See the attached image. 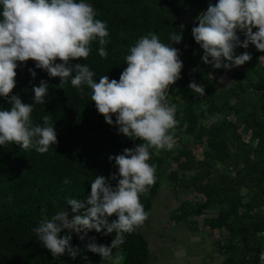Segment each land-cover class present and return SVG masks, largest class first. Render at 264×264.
I'll return each mask as SVG.
<instances>
[{"label": "trees", "instance_id": "16d2710c", "mask_svg": "<svg viewBox=\"0 0 264 264\" xmlns=\"http://www.w3.org/2000/svg\"><path fill=\"white\" fill-rule=\"evenodd\" d=\"M83 2L91 5L96 19L107 25L109 36L104 47L108 55L100 57L101 45L97 40L90 45L87 59L70 63L86 64L95 73L93 79L97 82L104 75L110 81H119L127 67L125 57L130 48L148 33L156 34L162 43L180 53L181 79L170 87L167 97L169 105L175 106L178 121L174 140L199 145L203 151L199 159L193 149L181 145L158 154L150 149L148 162L156 169V182L148 195L140 196L144 210L148 213L152 210L171 162L186 157L194 173L188 175L185 170L170 174L197 195V202L190 200L182 205V215L200 216L207 210H215L217 217L209 223L213 230L226 229L224 250L229 254L228 261L237 258L241 264H258L259 234L264 229V65L259 62L264 53L252 44L247 49L235 48V55L247 52L252 59L233 67L232 84L218 88L215 74H221L224 68L215 69L203 63V49L192 35V29L198 26L197 17L218 1ZM174 33L182 36L180 43L171 40ZM237 35L243 43L245 34L238 31ZM30 70L36 73L34 78ZM16 73V87L10 96H19L22 103L34 106L33 126H44L45 115L51 118L57 144L44 154L36 152L35 147L25 150L11 143L0 146V264H112L111 260H103L99 254L87 250L91 242L111 246L115 233L105 235L106 229L99 233L89 231L84 242L73 232L62 231L61 237L70 234L72 247L79 249L75 259L67 254L53 258L33 229L62 210L73 215L67 200L86 201L96 176H104L115 188L118 179L110 177L115 174L118 178V167L109 157L123 154L124 149H134L143 141L120 133L115 116L113 124H107L96 110L87 85L82 86L81 95L71 84L72 77L60 85V78L50 77L36 68L33 61L18 63ZM41 81L48 85V95L43 104H35L33 88L40 86ZM192 82L204 87V96L189 88ZM10 108L8 100L0 97V110ZM242 126L251 131L248 142L239 133ZM65 178L71 182L65 184ZM114 219L115 216L110 217L109 222ZM116 256L119 264H151L149 242L142 227L124 234V242L113 249V258Z\"/></svg>", "mask_w": 264, "mask_h": 264}, {"label": "clouds", "instance_id": "9594fccd", "mask_svg": "<svg viewBox=\"0 0 264 264\" xmlns=\"http://www.w3.org/2000/svg\"><path fill=\"white\" fill-rule=\"evenodd\" d=\"M0 9V97L11 105L10 110H0V146L11 143L25 150L35 147L36 152L44 154L57 144L51 118L45 115L44 126H33L34 106L22 103L19 96H10L16 87L18 63L28 61L35 62L36 68L50 77L60 78V85L72 77L71 84L81 95L82 86L87 85L91 100L106 123L112 125L115 116L120 133L143 141L134 149H124L123 154L109 157L118 167V178L115 174L110 177L118 179L115 188L104 176H96L86 201L67 200L73 214L71 219L62 210L33 229L53 258L67 254L72 259L77 257L79 249L72 247L70 234L61 237L62 231L83 233L79 238L84 240L89 231L99 233L106 229L105 235L115 233L111 246L91 242L87 250L119 264V256L113 258V249L124 242L125 233L131 234L142 227L149 216L140 196L148 195L156 182V169L148 162L150 149L158 154L175 145L173 132L178 121L175 106L168 104L167 97L170 87L181 79L180 53L162 43L156 34L148 33L130 48V54L125 57L127 67L119 81H110L104 75L97 82L93 79L95 73L86 64L70 63L87 59L90 45L97 40L101 45L100 57L107 58L104 47L109 36L107 25L96 19L97 13L91 5L83 0H0ZM197 20L192 35L203 49V63L215 69L230 70L252 59L247 52L235 55L237 47L247 49L252 44L264 53V0H218ZM238 31L246 36L243 43ZM181 39L175 33L171 36L173 43H180ZM259 59L264 62V56ZM30 72L34 78L36 73ZM189 88L200 96L205 94L204 87L195 82ZM33 92L35 104H43L48 85L41 81ZM63 182L71 181L65 178ZM113 216L116 219L109 222Z\"/></svg>", "mask_w": 264, "mask_h": 264}, {"label": "rangeland", "instance_id": "374dc122", "mask_svg": "<svg viewBox=\"0 0 264 264\" xmlns=\"http://www.w3.org/2000/svg\"><path fill=\"white\" fill-rule=\"evenodd\" d=\"M215 78L218 88L229 83L227 76L217 74ZM167 102L169 104V101ZM139 145L141 144L137 143L135 147ZM180 145L189 150L197 146L182 144L176 138L174 147ZM189 163L186 157H177L168 166L164 183L154 199L148 219L142 226V231L149 242L151 264H241L237 258L228 261L229 254L224 250L226 238L223 239V231H219L216 237H211V241L216 242L213 246H210L207 240H203L208 234L207 231L209 232L207 216L202 215L197 219L195 215H182L181 207L184 203L190 200L197 202L196 193L180 184L170 174L185 170L189 171L188 175L193 174L194 169L191 171ZM71 218L72 215H69V219ZM73 234L80 237V234L75 232ZM80 241L84 242L85 239Z\"/></svg>", "mask_w": 264, "mask_h": 264}, {"label": "crops", "instance_id": "0c3cea01", "mask_svg": "<svg viewBox=\"0 0 264 264\" xmlns=\"http://www.w3.org/2000/svg\"><path fill=\"white\" fill-rule=\"evenodd\" d=\"M233 68V67H232ZM216 75V74H215ZM228 80H229V85H231L232 84V80H231V76L228 78ZM226 85V84H224L223 86H229V85ZM232 120H234L235 118L234 117H230ZM249 131L250 130H248V131H246L245 129H244V127L242 126L240 129H239V133H240V135L242 136V140L244 141V139H246L248 136H249ZM199 148V149H198ZM203 151V148L201 147V146H199V145H197L196 146V148H194L193 149V152L197 155V157L199 158V159H201V152ZM247 194V192L245 191V190H243V195H246ZM197 196V195H196ZM196 196H195V198H196ZM202 215H205V216H207V218H209L208 219V221H207V223H208V226L209 227H207V229L209 230V232L207 231V235H205L204 237H203V240L205 239V240H207L208 241V244L210 245V246H213V245H215L214 243H216V242H212L211 241V237H216L218 234L217 233H219V231L218 230H213L212 228H211V226H210V223H209V221H211L212 219H215L216 217H217V212L215 211V212H213V213H211V212H209L208 210L206 211V213L204 212ZM202 215H200V216H202ZM196 217H197V219L200 217V216H198V215H195ZM198 233V232H197ZM223 239H225L226 238V236H227V231H226V229H224L223 230ZM197 240V239H196ZM198 241V240H197Z\"/></svg>", "mask_w": 264, "mask_h": 264}, {"label": "built area", "instance_id": "2783aa9c", "mask_svg": "<svg viewBox=\"0 0 264 264\" xmlns=\"http://www.w3.org/2000/svg\"><path fill=\"white\" fill-rule=\"evenodd\" d=\"M211 1H218V0H211ZM261 56L264 55H260V57ZM259 62L260 64L264 65V62H261L260 59ZM231 73H232V68L230 70L223 69L220 75L227 76L228 78L231 76ZM250 137H251V131H249V136L246 139H244V141L248 142L250 140ZM259 236L261 238V246H260L259 258H258V264H264V229L260 232Z\"/></svg>", "mask_w": 264, "mask_h": 264}]
</instances>
